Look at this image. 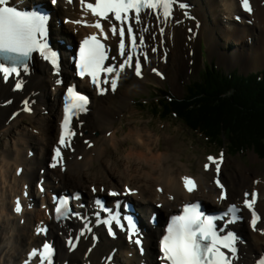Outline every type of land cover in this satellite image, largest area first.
<instances>
[{"label": "bare ground", "instance_id": "6f19581e", "mask_svg": "<svg viewBox=\"0 0 264 264\" xmlns=\"http://www.w3.org/2000/svg\"><path fill=\"white\" fill-rule=\"evenodd\" d=\"M42 1L45 3V0ZM181 3L187 7L174 10L172 19L162 25L165 29L163 36L159 33L155 18L148 19L151 35L145 34V51L149 59L147 62L141 59L145 69H155L160 74L167 70L170 75H166V80L171 85L176 84L188 66L185 65V59H191L185 52L184 42L188 40L194 42L192 47L197 51L198 62H203L200 67L206 64L203 55L211 58L218 50H232L227 55H221L225 53L220 51L218 57L221 63L228 65L227 68L232 67L233 77H236L234 65L239 64L246 70L264 66V0H250L251 13L243 10L241 0H181ZM46 10V38L49 39V49L56 53L57 63L53 65L39 51H34L22 64L26 65V70L22 66L18 67V77L7 81L0 78V135L4 136L3 140L0 139V264H25L30 251L39 248L45 241L50 242L55 249L54 264H159L155 243L162 218L157 216V221L154 219L156 226L153 228L147 224L150 208L154 206L152 199L162 204L164 215L183 209L188 200L197 198L211 207L225 209L223 206H236L238 219L235 225L232 221L223 220L217 224V228L222 236L231 233L236 237L237 251L232 264H258L264 258V173L260 177L259 173L236 164L235 169L221 174L223 163L215 155L194 156L200 172L192 171L191 159H181L184 150L180 149L183 148L175 146L172 150L175 139H172L173 133L169 129L156 132L146 124H135L137 114L141 113L147 119L146 109L142 105L137 113L134 109L128 111L129 116H125V119L129 122L126 126H118L128 105V90L132 88L137 92L138 88L145 89L149 77L144 75L142 68V78L134 76L131 86L127 85L121 90L115 104L103 99L89 77L79 78L73 73L64 52L65 45L71 42L68 35L72 36L74 43L80 37L85 39L93 34L103 38L98 29L74 23L86 19L91 24L97 18L87 10H75V7L66 11L60 1L47 4ZM246 15L253 21L252 26L248 24ZM67 18H70L69 22ZM200 19L201 27L198 26ZM101 23L107 31V21L102 20ZM246 37L250 38L249 43ZM106 41L110 51L105 67L121 63L120 56L117 62L112 59V53L118 48L119 37L109 33ZM223 41L233 47L226 45L227 49H224L220 45ZM125 42L127 45V37ZM153 47L157 49L156 52L151 51ZM61 57L64 60H60ZM198 72L199 79L200 76L206 77L208 84L216 88L215 91L225 92L218 97L226 100L238 97L237 103L229 101L232 110H244L240 91L242 88L246 90V83L239 85L228 78L217 79L206 68ZM102 75L104 78L105 74ZM246 76L248 80V77H264V73L260 75V71H257ZM17 80L23 83L19 90L15 89ZM67 81L82 88L89 103L87 110L75 115L70 122V130L75 135L71 136V147L62 148L63 165L66 166L63 170L60 165L50 168L48 163L53 162L52 151L56 146L60 147L64 119L60 105ZM84 88H89L92 93ZM209 95L214 96V93L210 92ZM253 98L260 100L261 96L254 94ZM26 107L30 110H25ZM180 108L183 109L182 106ZM163 110L167 111L166 121L174 116V120L180 122L181 113L174 111L176 109L171 106L163 105L155 108L154 115L160 121L165 116ZM182 121L188 126L186 131L189 134L197 132L201 138L205 136L201 135L204 133L200 132L198 123L193 129L188 120ZM232 130L239 137L243 135L239 126H234ZM159 133L164 137L163 143ZM192 141L195 143V140ZM123 148V156L114 158L112 154ZM210 156L219 162V173L216 172L215 164L208 160ZM252 158L257 159V156L252 155ZM95 163L96 169L92 171ZM205 164L209 165L208 169H205ZM33 165L43 166L48 176L44 179L40 198L36 189L38 182L43 180L35 176L40 172L37 174ZM53 177L57 180L52 181ZM185 177L195 182L191 192L185 187ZM77 188L83 194L73 206V212L78 213V216L72 215L61 221L47 216V209L50 214L54 212L55 206L49 203L54 193ZM112 192L119 195L112 196ZM133 193L147 203L143 205L138 202ZM252 194H256L255 204L250 210L245 206V200H252ZM222 195L226 198L221 199ZM242 195L245 197L239 198ZM101 197L104 198V205L118 212H121V202L125 200L137 203L142 220L137 228V236L141 240L142 251L138 252L124 229L113 226L114 235L109 233L108 226L101 222L109 214L96 204L97 200L101 201ZM18 200L22 206L20 213L14 210ZM253 210L260 217L255 230L251 226ZM38 227L46 228L47 232L36 234ZM70 238L76 243L74 249L67 244Z\"/></svg>", "mask_w": 264, "mask_h": 264}, {"label": "snow or ice", "instance_id": "6c2138e0", "mask_svg": "<svg viewBox=\"0 0 264 264\" xmlns=\"http://www.w3.org/2000/svg\"><path fill=\"white\" fill-rule=\"evenodd\" d=\"M69 2L71 3V0ZM241 4L244 11L251 13L250 0H241ZM9 5L10 0H0V54H7L5 59L13 61L11 66L0 63V78L5 81L20 75L16 63L26 61L34 51H39L43 58L49 60L53 65L57 63L56 53L51 51L46 43L45 25L47 18L34 12L20 11ZM80 5L82 10H87L91 16L97 19L91 24L86 19L77 20L74 23L98 29L103 40L109 39V33L111 36L119 37L118 52L122 62L117 65L105 67V61L108 59L107 53L110 49L101 42L96 34L85 38L81 46L78 64L79 74L81 77H90L91 83L101 95L106 94L109 90V88H104L101 85H109L113 92L117 89L120 75L126 68H133L135 75L142 78L141 57H143L144 62L149 59L148 52L145 51L147 48L145 34L151 35V25L148 23V19L155 18L159 33L163 36L165 29L162 25L167 24L172 19L174 10L187 7L181 3V0H80ZM102 20L108 23L107 31L101 23ZM152 39L155 37L152 36ZM156 50L155 47L151 49L152 52H156ZM21 66L26 70V65ZM152 71L156 72L155 69ZM101 73L105 74L103 79L100 78ZM156 75L161 74L156 72ZM22 87V81L17 80L15 89L19 90ZM88 103L87 96L74 91L72 88L68 89V102L64 108L62 134L59 139L60 147L54 150L55 154L51 167L55 168L58 165L63 167L62 148H70L71 136L75 135L70 130V121L73 116L85 112ZM25 104L27 105V102ZM25 110L30 109L26 107ZM88 146L91 147L92 145L89 143ZM222 157L223 154H221L220 160ZM208 160L215 164L216 172L219 173L220 166L216 158L210 156ZM208 167L209 165L205 164V169ZM184 184L189 192L195 188V182L190 178L185 177ZM217 184L219 185V181ZM92 191L95 192L96 189L93 188ZM110 195L117 196L119 194L112 192ZM245 195L248 196L247 193ZM255 195L252 194V200H245V206L250 210L255 204ZM225 198V196H221V199ZM78 199H80L78 193L70 197H54L56 218L66 219L72 215L78 216L79 214L74 213L70 207L71 201ZM96 204L109 213L108 217L101 222L108 226L110 234L114 235L113 226H115L124 229L130 241L137 245L141 243L137 236L138 230L131 218H123L127 221V225H125L122 223L118 211L105 208L100 200H97ZM118 207L119 205H117ZM14 210L16 213L22 212L19 200ZM183 212V215L171 218L166 234L162 237L161 258L165 264H232L237 251L236 237L231 233L220 235L214 223L215 219H222L223 217L205 216L203 212L199 211V205L185 206ZM237 212L238 209L233 205L225 215L231 214V219L234 221L238 219ZM259 219L260 217L253 210L251 226L254 230ZM46 232V228L37 229L38 235ZM134 237L136 238L134 239ZM67 244L73 249L76 247L75 241L71 238L67 240ZM54 255L53 245L45 241L39 248L30 251L25 264H54ZM258 264H264V258H261Z\"/></svg>", "mask_w": 264, "mask_h": 264}, {"label": "rangeland", "instance_id": "374dc122", "mask_svg": "<svg viewBox=\"0 0 264 264\" xmlns=\"http://www.w3.org/2000/svg\"><path fill=\"white\" fill-rule=\"evenodd\" d=\"M185 47H186L185 52L187 51V54L190 55L191 59H188V58L185 59V62L188 63L189 66L186 67L185 73H183L182 75L179 76L176 84L171 85L166 80V78H167L166 75H170V73L167 70L162 71L161 77L158 80L157 78H155L156 75H154L152 71L144 69V75H147L149 77V80L147 81V84H146V88L145 89L138 88L137 92H134L131 89L128 90V98H129L127 100L128 105L126 106V109H125L126 112L121 117L122 121L120 123H118V126L119 125L126 126V124L129 122V120L125 119V116H129L128 111H130L131 109H134L135 113H137L138 112L137 109L141 108V106L139 104H137L138 99H140L141 97H145L144 101H148L151 99L152 96L155 95L154 86L159 85V84H163V86H166L167 91L170 92L171 95H175L177 97H182L187 84L191 80L198 79V74H199L198 71H200L201 69L204 68V67H200V65H203V62L202 61L198 62L197 51H194L192 45L190 43H188L187 41L185 42ZM116 51H118V48L115 50V52ZM220 51H223L225 54H222ZM220 53H221V55H227L228 53H230V50H227V51L218 50L216 53H214L212 55L211 58H208V56H207V60H209L212 63H215V65L218 66L221 70L228 71L230 68H227V65L220 62V59L218 57L220 55ZM141 59L143 61V57H141ZM233 68H236L239 73L244 74V75L255 74L257 71H263V73H264V66L259 67V68H255V69H247L246 70V69L240 67L239 64H237V66L234 65ZM200 75H201V73H200ZM134 76H136L134 73V69L133 68H126L125 71L121 73V85L118 88V91H116L115 94H112V92H109L108 97L112 98L113 95H115V96L120 95L121 90H123L127 85H131V81L133 80ZM261 93H264L263 89H261ZM156 99L157 98H155L154 102L151 101L150 105L152 103H153L152 105H156V103H157ZM116 100H117L116 97L112 98L113 104H115ZM145 113L148 115L147 119L143 118L141 113L135 115L137 117L135 124H146L148 127H150V129L152 128V130H155L156 132L157 131L161 132L163 130L169 129L171 131V133H173L172 139H175V142L172 143V150L174 149L175 146L182 147L183 149H180V150H184V151H183V156H181V159H184L185 161L192 159L194 169L198 173L200 172V170L198 169V164H197L196 158L194 156L214 155L213 153H217V154L221 155L224 152L227 157L226 158L222 157L221 162L223 163V166H222L223 171L221 174H225V173L229 172L230 170L235 169V165L239 164L244 169H249L252 172L259 173L260 174L259 176L262 177V173H264V156H261V155L257 156L256 155L257 159H253L252 155H255V154L251 151H248L242 157L239 155L234 156L237 152H234L232 150L229 142H226L223 144V147L221 148L223 150V152H221V149L218 150L217 148L213 147L212 141L216 139L217 134H214V131H212L213 130L212 128H204L207 130V134L201 133V135H205L203 138L198 136V134H195V133L189 134L186 131V128L188 126L183 124L182 120L183 119L188 120L191 123V127H192V117L191 116H188V115L186 116L185 114H180L181 115V116L179 115V117H180L179 121L180 122L174 120V118H175L174 116L170 117V120H167L168 122H164V121H160V118L157 117L156 115H154L152 113V111L146 110ZM187 114H190V113H187ZM150 120L152 121L151 124L149 123ZM225 126H226V124H223L222 127H225ZM245 126H247L249 129L250 128L254 129V127L256 126V123L249 121L248 123H245ZM245 126H243V127H245ZM159 134L161 137V142L163 143L164 137L161 136L162 133H159ZM227 134H229V129L226 130V135ZM212 135H213V140H212ZM192 140H195V143ZM233 140L237 141L234 139V137H233ZM237 142L244 143L246 141H237ZM190 143L194 144V146L190 147V145H189ZM172 150H171V152H172ZM124 152H125V150L123 148L119 152H115L112 155L114 158L120 159L123 156L122 153H124ZM219 155H215V156H218L220 158L221 156H219ZM96 166H97V164H96ZM92 171H95V169L93 170V168H92ZM241 197L244 198L245 195H242Z\"/></svg>", "mask_w": 264, "mask_h": 264}, {"label": "trees", "instance_id": "16d2710c", "mask_svg": "<svg viewBox=\"0 0 264 264\" xmlns=\"http://www.w3.org/2000/svg\"><path fill=\"white\" fill-rule=\"evenodd\" d=\"M214 77L220 80H224L217 72H213ZM231 82L236 81L239 85H244L246 83L247 88H242L240 93L243 99L244 110L240 112L234 111L229 107V101L233 100L237 103L238 97L226 100L224 97H218L223 95L225 92L215 91V87L208 84L206 77L202 76L198 83H194L189 87L190 95L182 100H171L168 106L175 108L178 113L185 114L190 113L192 117V127L196 129V124H199L200 132L207 134V130L204 128H212L214 134H217L215 140L222 143L228 140L230 146L234 152L242 151L245 149L253 148L259 153V155L264 156V93H261V89L264 90V79L258 80L257 78L248 77L247 79H229ZM210 92L214 93V96L209 95ZM232 95H234V92ZM254 94H260V100L253 98ZM263 99V100H262ZM262 100V101H261ZM176 101V102H174ZM178 103V104H176ZM180 106L183 107L180 108ZM196 117H199L198 119ZM256 123L254 129H249L245 126L248 122ZM202 124V125H201ZM226 124L225 127H222ZM191 125V124H190ZM239 126L242 129L243 135L241 137L233 134V127ZM245 126V127H243ZM229 129V134L226 135V130ZM253 133H252V132ZM225 133V137L223 136ZM230 135V136H229ZM233 137L237 141H246L244 143H239L233 140ZM251 139H255L252 142ZM248 143H251L248 145ZM263 146L260 147L259 145Z\"/></svg>", "mask_w": 264, "mask_h": 264}]
</instances>
